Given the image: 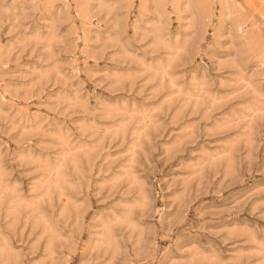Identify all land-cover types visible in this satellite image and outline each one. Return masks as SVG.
<instances>
[{
	"label": "rangeland",
	"instance_id": "obj_1",
	"mask_svg": "<svg viewBox=\"0 0 264 264\" xmlns=\"http://www.w3.org/2000/svg\"><path fill=\"white\" fill-rule=\"evenodd\" d=\"M0 264H264V0H0Z\"/></svg>",
	"mask_w": 264,
	"mask_h": 264
}]
</instances>
